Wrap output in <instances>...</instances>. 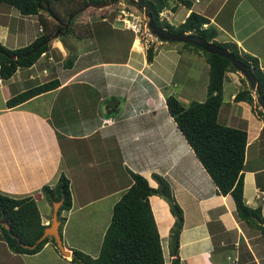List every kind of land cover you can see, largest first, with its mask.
<instances>
[{
    "label": "crops",
    "instance_id": "0c3cea01",
    "mask_svg": "<svg viewBox=\"0 0 264 264\" xmlns=\"http://www.w3.org/2000/svg\"><path fill=\"white\" fill-rule=\"evenodd\" d=\"M173 6L175 15L182 12L179 23L190 11L206 17L216 29L217 42L234 43L240 54L256 58L264 73V0H193L190 9L174 1ZM37 23L36 15H21L0 3V43L7 48L32 42L40 34L35 30ZM114 23L112 29L125 32ZM121 36L127 51L118 59L92 60L89 55L96 48H89L92 42L88 38L77 41L75 50L72 43L75 54L69 65L63 63L69 50L54 36L50 49L34 64L17 68L8 79L0 78L4 102L24 89L59 80V86L50 91L16 107L0 108V191L31 193L64 174L71 192L67 215L76 212L85 226L93 219L95 224L86 230L91 227L87 236L91 234L94 240L87 248L93 253L91 257H96L112 207L131 183L130 172L143 175L153 188L158 186L153 177L156 174L167 182L182 210L177 236L181 264H264V137L260 135L263 121L254 110L260 98L255 87L240 72L236 71L245 84L236 72H227L218 121L246 130L242 193L246 205L258 210L262 218L253 217L262 225L258 227L239 219L229 195L216 191L164 104L169 94L181 103L188 98V104L205 99L208 64L203 56L183 45L162 41L154 44L148 62L136 40L128 44ZM200 73L201 88L192 92L196 84L192 77L196 81ZM123 74L133 76L129 81ZM249 87L253 103L235 101V94ZM196 93L198 98H192ZM108 119L111 122L104 123ZM33 197L50 207L38 190ZM149 204L166 264L173 258L170 236L176 216L163 195L149 196ZM40 215L42 224L48 225L51 215L47 218L46 208ZM99 219L103 223L97 225ZM72 244L63 243L70 256L61 254L70 263ZM49 246L46 243L33 255L39 256ZM22 255L13 252V256Z\"/></svg>",
    "mask_w": 264,
    "mask_h": 264
},
{
    "label": "trees",
    "instance_id": "16d2710c",
    "mask_svg": "<svg viewBox=\"0 0 264 264\" xmlns=\"http://www.w3.org/2000/svg\"><path fill=\"white\" fill-rule=\"evenodd\" d=\"M127 1L139 9L143 8L146 15H150L152 22L159 28L174 34L197 35L210 43L228 49L251 71L252 78L255 80V91L264 99V73L259 68L257 59L240 54L232 42H217L215 40L216 29L208 24L209 20L206 17L190 11L181 23L173 25L159 16V13L167 7L168 0ZM174 1L176 5H183L190 9L193 0ZM116 2L117 0H0V3L13 7L21 15H36L41 29L39 36L25 46L10 49L0 43V78L8 79L17 68H27L34 64L41 54L50 49V40L54 36H58L63 46L68 48L64 41V35L71 32V24L85 10L83 8L88 3L97 6L105 3L111 5ZM174 8L173 6L172 9ZM114 12L111 14L101 13L99 19L76 23L74 27L72 26L73 35L79 39L91 36V26L93 25H96L98 29L102 25L106 31L124 32L112 29L111 24L113 21L115 22L114 18L117 13L116 10ZM70 16L72 17L68 22ZM103 16H106L107 19L102 20ZM204 24H206L205 27H203ZM130 34L128 38L126 37L128 44L133 39V34L131 32ZM182 45L198 51L208 64L206 97L203 101H191L187 106H184L173 94H169L165 97L166 110L210 177L216 191L222 195H229L239 219L257 227L262 226L253 218L255 216L262 220L258 210L248 207L243 200L242 171L247 140L246 130L218 121V112L223 103V81L226 79L227 72H236L237 70L224 56L209 53L191 43L182 42ZM153 48L154 46L150 45L146 49L148 62L152 60ZM65 60L63 63L69 65L72 62V56H68ZM241 82L245 84L244 77H241ZM58 86V79L44 81L11 95L5 100L4 105L7 108L16 107L28 99ZM251 92L250 87L241 89L235 94L234 99L252 104ZM258 106L257 104L256 107ZM256 107H254L255 113L263 121L260 135L264 137V112ZM130 177V185L112 207L110 221L103 234L98 255L91 257L72 249L70 258L72 263L165 264L159 232L149 204V196L161 195L160 187L164 186L169 189V186L164 179L156 174L153 175L158 182L156 188L151 187L147 179L140 173L130 172ZM39 191L50 205L51 211L53 202L61 201L57 210V218L60 221L58 232L61 236L64 220L61 214L71 207L69 181L61 173L55 183L44 184L39 188ZM166 200L169 202L173 214L177 216L174 227L177 218H179L178 236L182 225V210L173 196L171 202ZM172 206L177 210V215ZM45 226L41 222L40 211L32 194L11 195L0 191V241L11 251L17 254L33 255L49 241L54 245L55 241L51 236L44 237L34 245L42 235ZM177 249L178 241H176L173 258L166 264H181Z\"/></svg>",
    "mask_w": 264,
    "mask_h": 264
},
{
    "label": "rangeland",
    "instance_id": "374dc122",
    "mask_svg": "<svg viewBox=\"0 0 264 264\" xmlns=\"http://www.w3.org/2000/svg\"><path fill=\"white\" fill-rule=\"evenodd\" d=\"M173 3L174 0H168L167 3V9L171 10L169 12L170 15L168 14V19L167 21L173 25H177L179 24V15H182V12L179 11V15H175V13L173 12ZM118 5L115 4H104L101 6H89L87 8H85L84 11L81 12V14L79 15L78 18L75 19V21L71 24V32L64 35V41L67 43L68 46V53L69 56H74L75 54V48L77 47V41H80L79 37H75L72 33V26L74 27V25L76 23H83L85 21H91L94 19H99V15L101 13H105L107 12L108 14L111 13H115L114 10H116V8ZM181 9L183 11V8L179 7L178 10ZM130 10L134 11V7H132ZM136 11V10H135ZM134 11V12H135ZM136 13V12H135ZM139 15H142V12L139 11ZM110 16V15H109ZM111 20V19H110ZM148 20V19H147ZM114 23V21H113ZM116 23V22H115ZM114 23V24H115ZM80 24V23H79ZM37 23V27H35V30L39 29L40 31V26ZM78 26V25H77ZM116 27H120L119 24L116 23L115 25ZM91 30H92V35L88 36V37H84L82 39H88L91 38V42H92V46L89 48H96L93 50H96L94 53L90 54L89 57L93 58L92 60L97 61L98 59H105L107 60L108 58H111V56H113V58L118 59L120 55H125L126 51H127V47L125 44H123V38L121 35H124L125 37L128 38L130 34V32H119L118 31H106V29H103L102 25L100 27V29L97 28L96 25L91 26ZM72 43L74 45V50L71 47ZM115 43H118V47L115 48ZM156 42H154L155 44ZM172 44H175L177 46L182 45V42L180 41H174V42H170ZM154 44H152L154 46ZM79 45V44H78ZM94 45H98V46H94ZM80 46V45H79ZM71 48V50H70ZM144 52L146 53V49H143ZM113 54V55H112ZM66 57V56H65ZM68 57V56H67ZM66 57V58H67ZM65 58V59H66ZM64 59V63L65 60ZM39 72L41 73V69H39ZM239 76V78L241 79V74L236 72ZM124 76L128 77V80L130 81V78L133 76L132 74L126 75L123 74ZM50 76V75H49ZM48 76V77H49ZM128 81V83H129ZM134 81H139V77L135 76ZM192 82H196V84L192 85L193 87H191V91L192 92H197V90L199 91L203 82V75L200 73L198 74L197 80L195 81V78L192 77ZM171 88V87H169ZM9 92H11V89L8 87L7 88ZM2 92L5 94V91L3 89H1L0 86V108L5 107L4 106V101H3V94ZM194 99L198 98V93H196V95H192ZM188 98H185V100H182L183 104H188L186 103ZM57 180V177H55L54 179L49 180L46 184L49 183H55ZM38 192L40 193L39 189H37ZM37 190L32 191L31 193H26V194H32L37 192ZM37 206L39 211H43L46 208V212L48 211V216L47 218L51 215V209L50 207H45L43 205V202H37ZM50 212V213H49ZM62 217H64L63 220V226H62V243H66L68 242V244H72V248L76 249L78 251H81L82 253L89 255V256H93L91 249L87 248L89 246L92 245V242L94 240V237L89 234L87 236V232L92 233V229L91 227L89 228V231H87L86 229L88 228L87 226H92L94 225V221L92 218H90L89 220L86 221V226L84 225V221L79 220L78 216L76 214V212L72 213V214H68L67 215V211L62 212L61 214ZM67 219V222H66ZM66 222V224H65ZM101 223H103L102 219H99V221H96L97 225H100ZM65 224V225H64ZM99 227V226H98ZM78 231V232H77ZM80 235L82 237H80ZM96 235V241H98V235L99 232L95 233ZM87 236V237H85ZM72 240V241H71ZM72 242V243H71ZM48 244L50 245L48 249H46L44 252H42V254H40L39 256H35V255H22V256H13V251H11L10 249H8V247L2 243V245L0 244V264H74V263H70V262H66L65 260H63L61 258V253L59 252V250L56 248L55 244L53 245L50 241L48 242ZM168 249H169V242L167 243ZM53 252H51V250Z\"/></svg>",
    "mask_w": 264,
    "mask_h": 264
},
{
    "label": "water",
    "instance_id": "95a60500",
    "mask_svg": "<svg viewBox=\"0 0 264 264\" xmlns=\"http://www.w3.org/2000/svg\"><path fill=\"white\" fill-rule=\"evenodd\" d=\"M106 4V3H105ZM104 5V4H102ZM89 6H95L92 3H88L83 9L89 7ZM101 6V5H97ZM96 7V6H95ZM72 16L68 18V22L71 19ZM148 17V27L150 31L161 41H180V42H187L191 43L193 45H196L203 50L209 52V53H214L218 54L221 56H224L227 58L232 65L236 68L238 72L243 74L248 81L251 83L252 87H255V80L252 78L251 71L240 61L238 60L233 53H231L228 49L224 47H220L216 44L210 43L207 40H205L203 37L189 34V33H182V34H174L166 31L163 28H159L155 26V24L152 22L150 15ZM260 98L257 99V103L259 104L261 110L264 112V99L261 95H259ZM161 195L168 199L170 202L172 200L171 193L169 189H167L164 186H161L160 188ZM61 204V201L58 202H53L52 205V214L50 217V223L49 225L45 226L43 229L42 235L35 241L34 245H36L41 239L47 236H51L54 238L55 244L59 252L64 255V256H70V251L69 249H65L63 243H62V238L58 232V227L60 224V221L57 218V210L59 205ZM172 209L177 215V210L175 209L174 206H172ZM177 217V216H176ZM179 227V218H177V223L172 230L171 236H170V251L171 254L174 256L175 254V246H176V241H177V230Z\"/></svg>",
    "mask_w": 264,
    "mask_h": 264
},
{
    "label": "built area",
    "instance_id": "2783aa9c",
    "mask_svg": "<svg viewBox=\"0 0 264 264\" xmlns=\"http://www.w3.org/2000/svg\"><path fill=\"white\" fill-rule=\"evenodd\" d=\"M116 4L118 5V9L116 8L115 22H118L120 28L125 31H130L134 35L133 43L136 40L140 49H146L154 42L158 41L157 37L150 31L148 27V17L143 8L139 9L136 5L128 2L127 0H117ZM134 7L133 10H130ZM139 11L142 12V15H139ZM169 10H162L159 13L161 18L168 19ZM107 17L103 16L102 20H106ZM205 26V25H203ZM41 30V29H40ZM111 120H104V123H110Z\"/></svg>",
    "mask_w": 264,
    "mask_h": 264
},
{
    "label": "clouds",
    "instance_id": "9594fccd",
    "mask_svg": "<svg viewBox=\"0 0 264 264\" xmlns=\"http://www.w3.org/2000/svg\"><path fill=\"white\" fill-rule=\"evenodd\" d=\"M106 4H109V3H106ZM165 9H167V8H165ZM205 26H206V24H204ZM205 26H203V27H205ZM132 33V32H131ZM133 34V33H132ZM133 39H134V35H133ZM132 39V40H133ZM157 40L158 41H156V42H162L161 40H159L158 38H157ZM132 44H133V41H132ZM152 45V44H151ZM147 49V48H146ZM44 54V53H43ZM161 188V187H160ZM51 213H52V211H51ZM49 225V224H48ZM47 226V225H46Z\"/></svg>",
    "mask_w": 264,
    "mask_h": 264
}]
</instances>
